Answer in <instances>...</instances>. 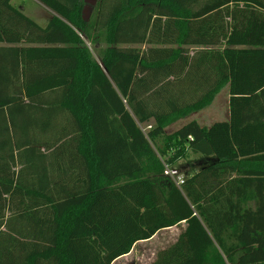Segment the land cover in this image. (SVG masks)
<instances>
[{
  "label": "trees",
  "instance_id": "16d2710c",
  "mask_svg": "<svg viewBox=\"0 0 264 264\" xmlns=\"http://www.w3.org/2000/svg\"><path fill=\"white\" fill-rule=\"evenodd\" d=\"M13 1L0 264H113L183 223L154 264H264V0H97L90 19L85 0H37L46 27ZM224 89L229 121L167 132ZM191 155L179 188L166 171Z\"/></svg>",
  "mask_w": 264,
  "mask_h": 264
},
{
  "label": "rangeland",
  "instance_id": "374dc122",
  "mask_svg": "<svg viewBox=\"0 0 264 264\" xmlns=\"http://www.w3.org/2000/svg\"><path fill=\"white\" fill-rule=\"evenodd\" d=\"M87 1H93V0H87ZM95 2H96L95 5L92 6L91 4H89V2H86L85 0L84 10L88 9L89 12L88 19L92 18L93 15L95 14L97 7V0ZM13 4L16 7L21 8L28 17L39 23L42 27H45L46 24L54 17V14L47 7L40 4L37 0H14ZM87 47L92 51L93 55L96 58H98L97 53L95 51V47L91 46L90 44H88ZM203 49L204 48H197V50H203ZM227 110H228V95H227V90L224 89L220 95L216 96L211 106L204 109L203 115L200 117V119L203 121L204 124L206 123L211 124L214 121H218L220 119L225 118L227 115ZM200 113L201 112L194 113L193 115L191 114L188 117L184 118V120L192 119L194 117L195 118L199 117ZM149 125L154 126L155 123L152 122ZM149 125L143 126L145 132L149 131L151 127ZM169 131L170 133L171 132L173 133L172 129ZM45 134H46L45 132H42L40 134V137H42ZM199 158L200 157L196 155H191L187 157L185 160L176 164L173 169L178 172V176L186 178L187 176L194 173V171H197L199 169L200 165L202 164ZM197 160L200 161V164L197 162ZM144 251L147 252V248H145L142 253L138 251L139 252L138 256L141 258V262L139 257H138L139 262L136 261V257H133V258L123 259L120 263L117 264H150L151 262L148 258V255L150 254L146 253L144 254V256H142Z\"/></svg>",
  "mask_w": 264,
  "mask_h": 264
},
{
  "label": "crops",
  "instance_id": "0c3cea01",
  "mask_svg": "<svg viewBox=\"0 0 264 264\" xmlns=\"http://www.w3.org/2000/svg\"><path fill=\"white\" fill-rule=\"evenodd\" d=\"M39 2V1H38ZM40 3V2H39ZM42 4V3H40ZM43 5V4H42ZM44 6V5H43ZM46 7V6H45ZM51 11V10H50ZM52 12V11H51ZM53 13V12H52ZM54 14V13H53ZM55 15V14H54ZM30 18V17H29ZM33 20V19H32ZM36 22V21H35ZM39 24V23H38ZM48 24V23H47ZM46 24V26H47ZM40 25V24H39ZM41 26V25H40ZM45 26V27H46ZM42 27V26H41ZM228 95V94H227ZM204 111V110H203ZM203 111H200L201 113L199 114V117H194L192 119H181L179 120L178 122H176L175 124H173L172 126H170L167 130L168 133H170L169 130H173V132L179 130L182 126H184L186 123H188L189 121H192V120H196L197 122L200 123V125L204 126V127H209L211 126L212 124L214 123H217V122H222V121H229L230 120V111H229V107H228V110H227V115L225 118L223 119H220L218 121H214L213 123H206L204 124L203 121L200 119V117L203 115ZM196 113H199V112H196ZM194 114V113H193ZM192 114V115H193ZM172 133V132H171ZM53 132L47 136L46 138L47 139H52L53 138ZM200 157L199 159L201 160V156H198ZM197 162L200 164V161L197 160ZM202 163V162H201ZM203 164V163H202ZM201 164V165H202ZM200 165V166H201ZM187 226L185 225V223L177 226V227H173V228H170V229H165V230H162L160 231L156 236H154L151 240H147V241H141L137 244L134 245L132 251L125 255L124 257H121L120 259L116 260L113 264H117V263H120L123 259H127V258H133V257H136V261L139 262V256H138V253L139 252H143V250L145 248H147V252L144 251L143 255L146 254V253H149L150 255H148V258L150 260V264H154V262L156 261L157 259V256L158 254L163 251V250H166L168 248H170L171 246H173L179 239V237L182 235V233L186 230ZM139 251V252H138ZM140 253V254H141ZM139 257V258H138ZM140 262H141V258H140Z\"/></svg>",
  "mask_w": 264,
  "mask_h": 264
},
{
  "label": "built area",
  "instance_id": "2783aa9c",
  "mask_svg": "<svg viewBox=\"0 0 264 264\" xmlns=\"http://www.w3.org/2000/svg\"><path fill=\"white\" fill-rule=\"evenodd\" d=\"M166 175L170 176L176 183V185L180 188L184 182L185 178L178 176V172L174 169H167Z\"/></svg>",
  "mask_w": 264,
  "mask_h": 264
},
{
  "label": "water",
  "instance_id": "95a60500",
  "mask_svg": "<svg viewBox=\"0 0 264 264\" xmlns=\"http://www.w3.org/2000/svg\"><path fill=\"white\" fill-rule=\"evenodd\" d=\"M95 1H96V0H93V1H87V0H86V2H89V4H91L92 6L95 5V3H96ZM83 13H84V15H86V17L89 18V12H88V9H87V10L85 9Z\"/></svg>",
  "mask_w": 264,
  "mask_h": 264
}]
</instances>
